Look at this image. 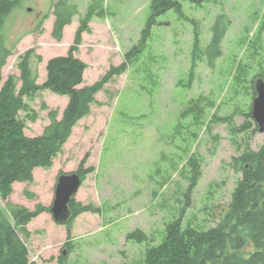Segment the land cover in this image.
I'll list each match as a JSON object with an SVG mask.
<instances>
[{
    "label": "rangeland",
    "instance_id": "obj_1",
    "mask_svg": "<svg viewBox=\"0 0 264 264\" xmlns=\"http://www.w3.org/2000/svg\"><path fill=\"white\" fill-rule=\"evenodd\" d=\"M72 1L78 14L56 41L51 36L53 0H24L13 19L10 39L18 42L2 69L3 81L8 75L19 77V56L33 49L42 59L34 71L37 83H43L47 61L68 53L84 21L74 54L87 68L78 87H89L119 68L126 55L130 59L96 92L52 165L35 168L32 181L15 182L8 201L29 209L51 207L58 176L76 172L88 153L84 167L94 171L73 199L100 211L81 213L70 224L56 223L50 210L42 212L27 224L30 257L39 264H58L66 250L67 264L136 263L150 245L161 242L183 207L184 225L216 226L241 177L232 158L264 142V133L238 130L247 120L254 123L244 113L251 111L255 96L251 80L264 72V0H180L181 13L172 8L159 14L146 39L141 33L152 13L151 0ZM218 15L230 26L222 56L211 68L201 51ZM24 101L26 110L18 116L25 134L37 136L50 122L49 110H57L60 118L68 96L41 90ZM191 154L201 173L187 204ZM26 190L35 197L28 198ZM134 229L147 240H126Z\"/></svg>",
    "mask_w": 264,
    "mask_h": 264
},
{
    "label": "trees",
    "instance_id": "obj_2",
    "mask_svg": "<svg viewBox=\"0 0 264 264\" xmlns=\"http://www.w3.org/2000/svg\"><path fill=\"white\" fill-rule=\"evenodd\" d=\"M189 1L201 3L203 0ZM23 2L24 0H0V199L5 202L0 206V264H39L30 257L27 244L30 232L27 224L42 212L49 211L50 206L36 204L33 209H29L24 205L11 203L8 199L13 193V184L32 181L35 168H48L52 165L72 128L88 114L96 92L115 73L125 69L130 59V55H126V61L119 68L110 70L89 87H78L83 83L87 68L86 63L74 54L81 40L80 34L86 29L87 21H84V26L75 33L74 43L68 53L47 61L43 83H37L34 71V65L42 59L33 49H28L19 56V77L8 75L3 81L2 69L18 42L10 39L13 19L20 14ZM151 6L152 13L142 30V39L147 38L159 14L172 8L180 13L182 11L180 0H151ZM52 13L54 20L51 36L56 41H61L64 28L78 14V6L72 0H53ZM229 26V19L218 15L211 27L210 40L201 51L211 68L222 56V42ZM196 49L197 42L195 52ZM258 76H264V72L254 76L252 84ZM41 90L66 95L68 102L60 118L57 110L48 111L50 122L40 135L27 136L24 132L25 124L18 116L19 110H26V97L31 98ZM43 108L48 109L45 106ZM198 113H202L201 108ZM244 115L252 118L250 112ZM30 118L34 119V116L30 115ZM238 130H250L252 133L258 131L257 124L250 120L243 123ZM213 149H216L215 144ZM87 158L88 153L76 170L82 182L88 173L94 171L92 166L84 167ZM187 165L192 170L190 185L184 193L186 203L189 204L188 195L197 185L201 171L198 160L192 154L187 159ZM231 166L241 173V177L216 226L200 229L189 224L184 225L183 207L179 216L167 224L161 242L150 245L141 260L136 263L123 261L115 264H264V142L257 150L247 148L233 157ZM25 194L28 198L35 197L27 190ZM69 209L70 218L63 224H70L81 213L100 211L97 207L82 205L74 199L71 200ZM126 240L141 242L147 240V236L141 229H134L126 234ZM66 246L71 249L72 245L67 242ZM248 246L252 247L251 250H246ZM58 264H67L63 253Z\"/></svg>",
    "mask_w": 264,
    "mask_h": 264
},
{
    "label": "water",
    "instance_id": "obj_3",
    "mask_svg": "<svg viewBox=\"0 0 264 264\" xmlns=\"http://www.w3.org/2000/svg\"><path fill=\"white\" fill-rule=\"evenodd\" d=\"M255 96L252 100L251 117L260 133H264V77H257L252 84ZM82 184L77 172H66L58 176L50 212L54 221L63 224L70 218L69 204ZM66 255V250L63 251Z\"/></svg>",
    "mask_w": 264,
    "mask_h": 264
},
{
    "label": "crops",
    "instance_id": "obj_4",
    "mask_svg": "<svg viewBox=\"0 0 264 264\" xmlns=\"http://www.w3.org/2000/svg\"><path fill=\"white\" fill-rule=\"evenodd\" d=\"M68 26V25H67Z\"/></svg>",
    "mask_w": 264,
    "mask_h": 264
}]
</instances>
